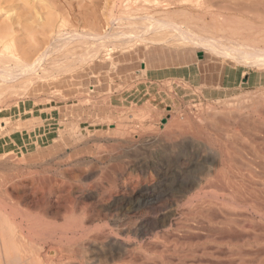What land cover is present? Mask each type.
<instances>
[{"label":"rangeland","instance_id":"374dc122","mask_svg":"<svg viewBox=\"0 0 264 264\" xmlns=\"http://www.w3.org/2000/svg\"><path fill=\"white\" fill-rule=\"evenodd\" d=\"M130 1L138 16L169 2ZM204 1L236 16L222 33L264 34V0ZM123 2L0 0V25L19 19L31 27L40 12L65 20L67 29L92 21L103 28ZM185 5L172 0L164 8ZM110 46L114 64L83 60L70 73L0 98V208L23 245L0 246V264L12 257L11 264L30 257L52 264H244L237 258L251 256L227 250L226 228L224 237L221 229L207 237L206 227L192 223L264 220V68L197 47ZM244 242L235 249L250 251Z\"/></svg>","mask_w":264,"mask_h":264},{"label":"bare ground","instance_id":"6f19581e","mask_svg":"<svg viewBox=\"0 0 264 264\" xmlns=\"http://www.w3.org/2000/svg\"><path fill=\"white\" fill-rule=\"evenodd\" d=\"M138 1L141 3L142 2L149 3L151 1L153 3L155 2V5H159L160 2L162 4V0L161 1L159 0H138ZM163 1L165 2V0ZM203 1L201 2L200 0H182V2L188 3L189 5L187 6L185 5L184 7H179L175 10L170 11L164 8L172 2V0L171 2L169 0V2L166 1L164 4H162L163 6L162 9H156L154 13L151 12V14L143 13L144 15L141 14L138 16V14L134 15L132 12V10H135L134 8H132V5L136 1L131 2L130 0H124L125 3L123 2L124 3L123 9L120 10L121 14L114 16L109 12V15L106 17L107 24H104L105 26L107 25V27L103 25V28L99 25V23L92 21L89 23L90 24L89 27L85 29H81V30L67 29L65 28V20L56 21L57 19H55V21H53V19L55 18V17L53 19L51 18L53 15L52 16L49 15L50 16L49 18V17L44 16L40 12H36V17L34 18V21L32 20L35 24L34 26L31 25V27L29 25H26L25 22L21 23V20L19 19H17L14 22H11L9 19L6 21H3L0 25V98L4 96V94H11L13 92L16 93L17 88H26L27 90L33 87L34 84L40 81H43L46 78H50L51 76L53 77L55 73L56 74L57 73H63V74L70 73L75 68V66L80 61H83V60L90 59L92 62L95 59H100L99 61L105 62V60L108 59L112 62V64H114V61H113L114 54L111 51H109V49L107 48L109 45L111 46L113 45L115 47L116 45H126L125 48L135 47L139 44H144L145 46L170 45V46H173V47L175 46L178 48L188 47V46L195 47V48L197 47V48H200L204 52H210L216 57H221L225 59L227 58L243 66H258L260 68H264V34H261L260 32H254V34H250V35L234 36L233 34L228 33L227 35V33L226 34L222 33L221 32L222 25L224 23L225 25L227 23V26L232 25L229 23L236 22L235 20L236 16L234 17V15L232 16L231 14L232 18L229 16L225 17L226 15L224 16V12L221 13L222 11L219 9L218 11H221V12H214L215 7L212 2L210 1L203 2ZM255 2L257 4L258 0H256ZM260 3L258 4L262 5L263 1H261ZM256 4L254 3V5ZM155 7H158V6H155ZM229 9L231 10V8ZM235 9H234V12H235ZM37 11L39 10L37 9ZM206 16H209L208 21L205 18ZM18 20L20 22H18ZM15 23L19 27L15 26ZM246 25H248L249 27L256 26L253 22H248V21ZM35 27L38 28V30H35L36 33L32 31L34 30ZM38 34H40V36ZM257 42L258 43L263 42V45L257 44ZM111 46L109 48H111ZM51 52L55 56L51 57L50 56ZM147 112L148 111L144 113L146 114ZM140 166L144 167L143 165H140ZM88 175L89 174L87 173L86 175L84 174L85 178L88 177ZM149 190H152V189H149ZM145 191H147V189ZM235 192L236 191L232 193L234 194ZM261 203L262 202H259V204ZM254 205L256 206V203ZM261 205L264 207L263 203ZM257 208L258 206H256V209ZM256 209L255 211L257 212L260 209V205H259V208L257 210ZM262 212L264 213V211ZM260 214L262 215L261 212L259 213V215ZM172 216H173V213L171 217ZM170 219L171 218H169V221L171 222L172 220ZM200 219L202 218H199L198 220ZM202 220L203 221L200 220L199 222L195 221L197 224L193 222L194 224L192 223V226L196 225L198 228H200V230L202 229L201 226L206 227L204 230L203 229L202 230L205 231V236L207 237L212 235L214 233V230L218 232L219 229L221 230L223 229L222 227L226 228L225 232L226 231L227 232L225 233L226 234L225 237L228 239V242L226 244L227 250L232 253L235 252L237 255L239 254V255H244V256L245 255L251 256V257L248 256L250 258L247 259V261L244 259V257H241L240 259H238L239 258L238 257L237 261L240 260L244 264L248 262L258 261L259 262V263L257 262L258 264H264V246H263L264 245L263 244L264 235L261 236V234L258 233L259 229H264V223H263L264 220L262 221L260 219H257L256 221H254L252 219H247V222H245L246 220L245 221L236 220V222L231 223L230 220L232 219H230L229 220L230 223L227 224L226 226H224L225 225L224 223L222 224L223 226H221L222 222H219V225L221 227L218 224H217L218 226L214 225L215 222L213 221H212L213 223L211 221H205L206 219L204 220V218ZM234 220L235 219H233V221ZM178 222H181V221H178ZM182 222L184 225H186L185 223H187V222L184 223V221ZM181 223L180 224L177 223V224L181 225ZM69 227L67 226L68 229ZM197 227H195V229ZM191 228H194V227H191ZM80 229L82 230V228ZM176 230L178 231V229ZM221 230H219V232ZM182 231L185 232V228ZM17 232H18L17 227L11 222L9 217L0 208V246L5 248V250H7L9 246L13 247L12 249L14 248L18 249L19 247H22L23 245L20 243V241L14 242L15 241L14 238L18 236V235H15L17 234ZM195 232H201L202 234V231H195ZM221 232L223 233V230ZM193 235H196V234H193ZM205 236L203 237V239L205 238ZM220 236L224 237V233L220 234ZM195 239L196 238H194L193 241H195ZM189 240H192V239H189ZM222 240L224 241V239ZM240 240H244L245 242H247V244L244 246L246 248L249 247L247 250H250V251H245L246 249L243 250L241 248L242 246L239 247L241 249L239 248L235 249L236 247H234V245L236 246V244ZM213 242L214 241H212L210 245H212ZM259 243L262 246H260ZM230 244L233 247H231ZM203 246H204V243H203ZM223 246L221 247L223 248ZM199 247H201V245H199ZM206 247L207 246H204V248ZM221 247L219 249L222 250ZM211 249H212V246H211ZM215 249H212V250L214 251L219 250L218 247L216 250ZM222 251L221 253H223ZM189 252L191 251L188 250V253ZM230 252H228L229 255L231 254ZM191 253H193V251ZM9 254L11 253L9 252ZM6 255H7V252H6ZM197 256L198 255H196L195 257ZM21 257L22 255L20 256V258L17 259V261H19ZM198 257L197 258L199 259V261H202L201 259H203L204 256L202 258L200 256ZM26 258H29V257H26ZM26 258L22 260H25ZM229 258H231V256ZM13 259L14 258L12 257L11 262L15 261ZM232 259H236V258L232 257L230 262L232 263L233 261L236 262V260L232 261ZM11 262H9L8 264H11ZM19 264H52V263L43 262L38 257H30L29 260L27 259V261H20Z\"/></svg>","mask_w":264,"mask_h":264}]
</instances>
